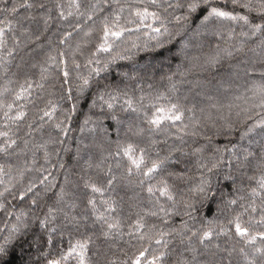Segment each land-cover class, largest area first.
<instances>
[{
    "label": "trees",
    "instance_id": "trees-1",
    "mask_svg": "<svg viewBox=\"0 0 264 264\" xmlns=\"http://www.w3.org/2000/svg\"><path fill=\"white\" fill-rule=\"evenodd\" d=\"M0 30V264H264V0H0Z\"/></svg>",
    "mask_w": 264,
    "mask_h": 264
},
{
    "label": "rangeland",
    "instance_id": "rangeland-1",
    "mask_svg": "<svg viewBox=\"0 0 264 264\" xmlns=\"http://www.w3.org/2000/svg\"><path fill=\"white\" fill-rule=\"evenodd\" d=\"M0 31H1V30H0ZM0 36H2V32L0 33ZM161 68H162V65H161L160 63H158V62H155V63L152 65V69H150V71H152V73H153L155 70H157V69H161ZM72 106H73V107L71 108V110H72V112H73V110H74V105H72ZM91 108H92L94 111L97 110V108H95V107H91ZM85 129H86V128H85ZM85 129H84V130H85ZM84 130H83V131H84ZM6 131H7V129H2V128L0 127V138L3 137V135L5 134ZM101 131L104 132V133H105V132H108V133H107L108 135H109V132H110V131L107 130L105 127H103V128L101 129ZM101 131H100V132H101ZM69 149H71V148H70V146H69V144H68L66 147H64L63 153H65V152L68 151ZM103 159H104V157H103ZM101 160H102V159H101ZM28 169H29V168L26 167V168H24L23 170L26 171V170H28ZM21 170H22V169H21ZM21 170H20L19 173L24 174V171L22 170V171H23V172H22ZM21 174H20V175H21ZM20 175H19L18 177H20ZM34 175H35V174H34ZM29 176H30V177L33 176V172H32ZM10 182H12V183H10V185H11V184H13L15 181L12 180V181H10ZM118 184H119V183H118ZM120 185H124L125 188H127L128 190L131 191V187H130V185H127L126 182H125L123 179L120 180ZM39 199H40V198H39ZM92 224H93V225H96L97 222L94 220Z\"/></svg>",
    "mask_w": 264,
    "mask_h": 264
}]
</instances>
